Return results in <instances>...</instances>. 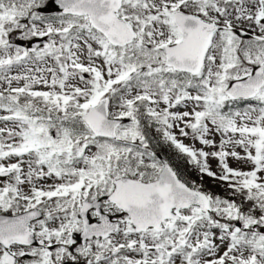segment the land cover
<instances>
[{
    "label": "snow or ice",
    "instance_id": "snow-or-ice-1",
    "mask_svg": "<svg viewBox=\"0 0 264 264\" xmlns=\"http://www.w3.org/2000/svg\"><path fill=\"white\" fill-rule=\"evenodd\" d=\"M0 264H264V0H0Z\"/></svg>",
    "mask_w": 264,
    "mask_h": 264
}]
</instances>
